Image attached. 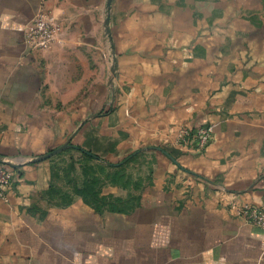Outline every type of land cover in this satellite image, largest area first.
<instances>
[{"label":"crops","instance_id":"obj_1","mask_svg":"<svg viewBox=\"0 0 264 264\" xmlns=\"http://www.w3.org/2000/svg\"><path fill=\"white\" fill-rule=\"evenodd\" d=\"M0 0V264H264V0ZM39 11L61 30L24 35ZM212 127L204 150L181 127ZM64 145L157 159L135 202L52 195ZM124 199V198H123ZM125 200V199H124Z\"/></svg>","mask_w":264,"mask_h":264},{"label":"rangeland","instance_id":"obj_2","mask_svg":"<svg viewBox=\"0 0 264 264\" xmlns=\"http://www.w3.org/2000/svg\"><path fill=\"white\" fill-rule=\"evenodd\" d=\"M149 152H139L125 160L103 163L74 150H64L53 156L52 195L70 201L76 196L105 204V187H115L117 203L135 202L153 179L157 159ZM125 200H124V199Z\"/></svg>","mask_w":264,"mask_h":264},{"label":"built area","instance_id":"obj_3","mask_svg":"<svg viewBox=\"0 0 264 264\" xmlns=\"http://www.w3.org/2000/svg\"><path fill=\"white\" fill-rule=\"evenodd\" d=\"M61 30L60 22L52 15L39 11L25 29V43L31 50L45 51L54 43ZM212 137V127L205 125L196 129L181 127L177 132L176 144L186 149L192 146L202 151ZM6 160L0 162V200L6 199V191L11 186L10 173L5 167ZM237 213L250 225L264 230V206L244 204Z\"/></svg>","mask_w":264,"mask_h":264},{"label":"water","instance_id":"obj_4","mask_svg":"<svg viewBox=\"0 0 264 264\" xmlns=\"http://www.w3.org/2000/svg\"><path fill=\"white\" fill-rule=\"evenodd\" d=\"M111 1H112V0H108V2H107V7H108V8H109L110 5H111ZM68 147H69L68 145H64V146H62V147H60V148H58V149H56V150H53V151L49 152L48 154H46V155L43 156V157L36 159L34 162H39V161H42V160L49 159V158H51V157H53V156H56L57 154L61 153L62 151H64V150L67 149ZM2 161H3V159L0 158V162H2Z\"/></svg>","mask_w":264,"mask_h":264},{"label":"trees","instance_id":"obj_5","mask_svg":"<svg viewBox=\"0 0 264 264\" xmlns=\"http://www.w3.org/2000/svg\"><path fill=\"white\" fill-rule=\"evenodd\" d=\"M83 154H84L86 157L93 158L92 155H90V154H88V153H86V152H83ZM83 199H84V198H83Z\"/></svg>","mask_w":264,"mask_h":264}]
</instances>
